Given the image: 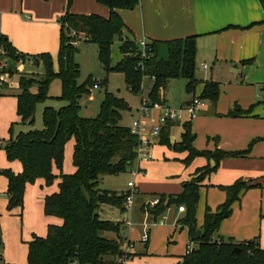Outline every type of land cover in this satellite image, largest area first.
Returning a JSON list of instances; mask_svg holds the SVG:
<instances>
[{
    "label": "trees",
    "instance_id": "obj_1",
    "mask_svg": "<svg viewBox=\"0 0 264 264\" xmlns=\"http://www.w3.org/2000/svg\"><path fill=\"white\" fill-rule=\"evenodd\" d=\"M95 1L109 8L107 17L93 13H72L69 11L68 0L64 12L57 19L60 26L57 68L48 52L28 55L32 64L42 67V73L20 75L15 87L18 90L15 95L16 112L22 123L31 125L37 104L47 99L55 98L66 103L58 109L44 106L41 112V129L19 131L14 136L11 134L5 142L3 150L6 159L17 160L22 168L18 173L10 169L0 170V174L7 179V209L22 207L27 183L38 178L43 179L46 184L53 182L57 175L52 172V165L61 171L66 143L73 141V172L59 173L57 190L46 195L43 204L44 213L60 218L61 223L48 225L45 236L34 235L27 242L26 264H99L100 260L106 264H120L115 257L119 259L124 255L119 239L122 224L101 219L98 211L102 204L116 206L124 211L126 196L131 191L101 189L98 184L104 176L117 175L131 166L136 157L138 140L130 127L120 124L122 112L128 110L129 106L116 94L105 93L95 117H83L79 114L80 98L88 95L89 87H93L96 82L91 78L78 82L79 64L74 57L78 50L75 41L78 34H83V39L79 40L84 43L96 44L97 57L105 71L122 73L126 86L132 93L143 91V79L151 80L146 94L151 103H163L159 92L165 88L168 80L174 78L186 80L187 93L194 94L196 86L201 83L203 87L199 97L212 104L218 100L219 83L197 78L195 35L150 41L146 55L143 56L118 12L119 9L134 8L140 0ZM261 3L264 8L262 0ZM116 38L119 40L121 57L111 66V46ZM0 47L10 60L17 61V51L3 33H0ZM13 72L12 67L9 73ZM54 79H59L61 86V93L57 97L48 93ZM242 112L245 110L236 106L227 115L235 117ZM172 124L169 122L163 126L158 137L161 143L176 151L186 152L182 160L185 165H189L196 157H204L213 162L212 165L208 163L198 168L191 179L183 183L182 193L155 194L158 203L149 210L147 206H143L154 220L170 207H184L183 212L187 216L183 223L187 226L188 242L194 246L176 264H264V248L260 246L259 236L242 241L213 237L221 221L230 216L232 203L239 200L242 192L257 184L238 179L230 185L218 186L225 192V200L215 212L208 206L205 207L199 228L195 222L199 190L204 185L203 181L216 170L223 158L245 155L248 149L225 151L217 147L216 140L214 150H199L194 146L195 135L191 129V121L182 124L181 141L171 142L169 129ZM11 129L10 127V131ZM197 229L201 230L200 235L196 234ZM106 232L116 234L117 240L106 237ZM2 247L0 228V263L3 260ZM106 255L112 258L104 259Z\"/></svg>",
    "mask_w": 264,
    "mask_h": 264
},
{
    "label": "crops",
    "instance_id": "obj_2",
    "mask_svg": "<svg viewBox=\"0 0 264 264\" xmlns=\"http://www.w3.org/2000/svg\"><path fill=\"white\" fill-rule=\"evenodd\" d=\"M262 1L264 2V0ZM63 5L64 0H0V33L8 37L16 51L20 49L34 52V54L46 52L48 49L52 51V48L45 46L42 42V26L45 23L50 25L56 21L64 12L65 6ZM90 11H95L105 17L109 15L108 7L96 1L93 3L92 0H86V5L82 9H75L74 13L88 14ZM118 12L130 37L137 44L142 41L150 42L153 40H171L189 35L196 36L195 65L197 78L202 81L213 80L218 82L220 90L216 103L212 104L206 100L200 113L191 120L192 132L195 133L206 128L208 135L219 137L217 147L225 151L245 150L252 142L249 158L243 161L242 166L234 170L229 168L232 163L231 160H227L228 157L219 162L216 170L203 181L204 185L199 190L198 203L201 195L205 194V200L210 204V206L207 204L206 206L215 212L218 205L225 200L223 190L210 186L212 185L210 183L211 178V181L219 186L230 185L238 179L257 184V186L242 192L239 200L232 203L230 216L221 221L218 231L213 237L242 241L256 236L258 229H260V246L264 248V215L260 219V228L257 224L258 207L264 213V183H261L264 181V107H259L256 103L260 98V93L257 94L258 85L264 81V8L261 0H140L134 8L119 9ZM79 35L83 39V34ZM118 45L119 40L117 39ZM120 57L121 54L119 53L117 61ZM207 62L211 65L209 66ZM203 65H206V68H203ZM37 67L36 70L29 69L30 72L42 73V67ZM248 82H254L257 85L248 87ZM199 85V90L202 91L203 86L201 83ZM50 87L51 85L48 93L52 96L49 92ZM263 88L264 86L261 87V90ZM189 96L191 97V95ZM190 97L173 106H182ZM159 98L162 99L163 104L170 106L165 88L160 90ZM237 105L245 112L235 117H220L226 115ZM179 122L184 123L183 121ZM179 122H173L169 129L171 142H176L171 133ZM200 133L203 134V132ZM215 147V144L211 145L210 143L206 149L214 150ZM236 162L234 161V163ZM249 162H254L255 167L248 168ZM208 163L213 162L204 157H196L188 165L192 167L188 177H192L198 168ZM226 165H228L227 168ZM222 169L225 176L221 174ZM15 171H19V168H15ZM6 187L7 179L0 174V194L7 198ZM3 204L4 201L0 200L1 211H3L1 208ZM22 209L23 205L6 210L13 215L16 210L21 212ZM171 211L173 214L183 212L179 209L175 212L174 208ZM249 212L251 213L250 216ZM35 214L38 217L43 215L40 203L35 209ZM2 218L3 215L0 213V228ZM44 222L42 227L34 229L37 234H32L24 242L26 256L27 242L34 235L45 236L47 230L45 232L44 225L47 224L48 227L50 224H60L61 219L48 215ZM158 223L163 224V221ZM149 237L148 232V239L145 243L149 241ZM128 241L132 246L128 247L129 242H127L121 248L124 252L131 251L133 256H137L134 241L132 239ZM188 243L187 238L184 242V253H186ZM192 246H194L193 243ZM4 248L3 243V260L0 264H12L3 258ZM146 252L147 246L145 245ZM183 254H178L177 262ZM141 259L142 261L145 260V258L139 260ZM143 263L145 262L140 264Z\"/></svg>",
    "mask_w": 264,
    "mask_h": 264
},
{
    "label": "rangeland",
    "instance_id": "obj_3",
    "mask_svg": "<svg viewBox=\"0 0 264 264\" xmlns=\"http://www.w3.org/2000/svg\"><path fill=\"white\" fill-rule=\"evenodd\" d=\"M68 0H64V5L66 7ZM94 3L95 1L92 0ZM86 5V0H70L69 11L74 13L75 9H82ZM95 5V4H94ZM99 14L95 11H90L88 14ZM84 14V13H77ZM59 16V15H58ZM60 17V16H59ZM58 17V18H59ZM57 18V19H58ZM53 21L50 25L43 24L41 36L43 37L42 42L45 46L52 48V51L48 49L46 52L51 54L54 67L58 66V45H59V23ZM73 32H71L72 34ZM80 35L75 38L77 42L78 50L74 57L76 62L79 64V78L78 82L82 83L87 79H93L96 84H98V91L94 93V87H89L90 93L88 95H83L80 100V110L79 114L83 117H95L100 108V104L104 98L106 92L116 94L117 96L123 98L129 109L122 112V118L120 124L130 127L131 123L135 119L140 118V113L138 109L141 105L142 98L146 97L147 86L150 81L145 78L143 79V91L140 93H132L128 90L124 76L120 72L115 71H105L104 67L100 63L97 57V46L94 43H84ZM79 40V41H78ZM22 54L23 63H18L13 67L14 72L8 74L10 81L7 84L0 85V170L10 169L14 173L21 172V165L17 160L9 161L6 159L3 146L5 142L9 139L10 135L13 136L19 131H26L28 129H41V112L42 108L46 105L52 106L56 109L65 105V101L59 99H47L43 103H39L36 106L34 113V121L31 125L27 123H22L20 118L17 116L16 112V84L20 75H30L29 69L36 70L38 67L31 63L28 55L34 54V52H29L25 50L17 49ZM119 57V50L117 46V38L114 40L111 46L110 52V65L114 66ZM28 58V59H27ZM5 59V57L3 58ZM210 66L211 64L207 62ZM40 69V68H39ZM203 71V70H202ZM106 83H103V81ZM257 91L260 93V98L256 103L259 107H264V86L263 83H259ZM50 94L53 97L60 95V82L58 79H54L51 82ZM186 80L183 78H174L168 80L165 91L166 97L170 106L174 107L177 103L180 104L185 98L190 97L191 93L185 91ZM257 84L254 82H248V87H255ZM200 85L198 84L195 89V94L198 95L201 91L199 90ZM189 94V95H188ZM209 101V100H207ZM210 102V101H209ZM239 107V105H237ZM235 108V107H234ZM233 108V109H234ZM252 110V109H251ZM158 111L153 110L152 114H157ZM226 115L220 117H231ZM218 117V116H217ZM144 123L147 126L146 137L151 142L149 147L150 158L146 161L134 160L131 166L127 167L124 172L117 175H107L99 180V188L109 189L117 192H126L127 182L132 181L134 187L131 190L133 195V201L131 208H125L121 211L119 207L111 206L107 204H102L98 211L99 217L105 220H112L115 222H120L122 225H127L126 229H120L119 235L121 236L120 245L121 247L127 243V240L132 239L134 241L135 251L138 253L137 256L131 251L127 252V259L124 264H175L178 259V254L184 253V242L187 237V226L183 223L187 214L185 212L173 214L174 207H170L166 212L154 220L153 216L145 209L143 206H147L149 210L152 208V201L156 198L155 194H180L183 191V183L191 179L188 176L192 169L191 166L185 165L182 161L185 157V152L176 151L172 147L167 146L160 142L159 138H153L149 133L148 120L144 119ZM10 127L12 128L10 131ZM182 124L179 122L175 125L172 130V135L174 136L176 142L181 141ZM200 132H203L201 134ZM194 133V132H193ZM195 135V147L199 150L206 149L208 144L216 146L215 141H219L217 135H208L206 128L201 131L194 133ZM216 138V139H215ZM252 142L249 143L248 152L245 155H240L236 157H228L227 160H231L232 163L229 168L233 170L243 165V161L248 160L249 154L252 149ZM243 151V150H236ZM230 151V152H236ZM72 152H73V141L70 140L66 143L63 164L61 171H59L54 165H52V172L57 175L51 184H46L43 180L36 179L34 182L27 183L24 191V203L21 212L15 211L13 215L7 212V198L3 194H0V200L4 201L1 207L3 211L0 213L3 215L1 221L2 230V241L5 245L3 250V258L6 262H11L12 264L23 263L26 264L27 256L25 252L24 242L28 240L32 234H37L34 229H39L45 223V219L48 217L43 211L44 198L46 195L55 192L57 190L58 175L62 173L73 172L72 165ZM234 161H237L234 163ZM254 162L248 163V168H254ZM212 165V163H211ZM228 165L225 167L227 168ZM218 167V166H217ZM15 168H19V171H15ZM246 169V167H243ZM135 172V173H134ZM199 175L198 173H196ZM221 174L225 176L224 170L222 169ZM4 178V177H3ZM212 179V178H211ZM210 179V185L212 188H218V184H214ZM261 183H264L262 181ZM219 189V188H218ZM218 191V190H217ZM259 202V201H258ZM39 203L42 207V217H38L35 214V209L38 207ZM210 204L205 200V194L201 195L200 202L197 203L195 222L197 228L202 225V217L204 214L205 206ZM217 207V205H216ZM144 209V210H143ZM251 213L249 212V216ZM264 215L261 209L258 207V228H260V219ZM162 219L163 224H159V220ZM149 226V241L145 243L141 238L143 225ZM45 232L47 230V224L44 225ZM260 229H258L256 236H260ZM215 234V233H214ZM108 238H113L117 240L116 234L105 233ZM145 245L147 246V252L145 253ZM132 245L128 243V247ZM141 253H144L143 255ZM133 256V257H132ZM112 256L106 255L104 259H111ZM140 258H145L142 261ZM137 259V260H136ZM118 263V257H115Z\"/></svg>",
    "mask_w": 264,
    "mask_h": 264
},
{
    "label": "built area",
    "instance_id": "obj_4",
    "mask_svg": "<svg viewBox=\"0 0 264 264\" xmlns=\"http://www.w3.org/2000/svg\"><path fill=\"white\" fill-rule=\"evenodd\" d=\"M149 42L147 41H142L138 44L140 52L143 56L146 55V48L147 44ZM16 55H18L17 61L14 62L13 66L14 67L17 62L18 63H23L22 59V54L20 52H16ZM5 57V59H3ZM9 57L6 55L4 49L0 47V85L7 84L9 82L10 77L8 76L9 69H8V62H9ZM203 68H206V65L202 66ZM98 87L97 84H94L93 86ZM206 103V100L202 99L199 97V95L196 94H191L190 99L185 102L182 106L180 107H172L169 105H165L163 103L159 102H154L151 103L148 100V97L142 98L141 105L138 109V112L140 113V118L135 119L132 121L130 129L133 134L136 135L137 140H138V145L136 146V157L135 160L139 161H146L150 158V153H149V147L151 145V142L149 139L146 137V132H147V126L144 123V119L148 120V125H149V133L153 138H158L160 135V132L167 123L169 122H187L191 121L194 119L202 110ZM156 110L158 111L157 114L153 115L152 111ZM135 173V172H134ZM127 187L129 188V191H131L134 187V183L132 181L127 182ZM133 201V195L132 192L127 194L126 199H125V206L127 208H131ZM158 203V198H154L152 201V206ZM178 209L180 211H184L183 206H179ZM159 222L161 223L162 220L160 219ZM141 238L143 239L142 241H146L148 239V232H149V226L144 224L143 225V230H142ZM191 243H188V248L186 252L190 251L191 249ZM127 252H124L123 257L119 258V263L124 264L125 260L127 259ZM69 264H75V262H69Z\"/></svg>",
    "mask_w": 264,
    "mask_h": 264
},
{
    "label": "water",
    "instance_id": "obj_5",
    "mask_svg": "<svg viewBox=\"0 0 264 264\" xmlns=\"http://www.w3.org/2000/svg\"><path fill=\"white\" fill-rule=\"evenodd\" d=\"M13 64H14V61H13V60H9V62H8V69L12 68ZM97 91H98V87H95L93 92L96 93ZM174 210H175V212H176V211L178 210V206H175V207H174ZM124 228H126V225H122V226H121V230L124 229ZM200 232H201L200 229H197V230H196V234H197V235H200ZM101 236H102V235H101ZM99 264H106V263H105L104 261L100 260V261H99Z\"/></svg>",
    "mask_w": 264,
    "mask_h": 264
}]
</instances>
